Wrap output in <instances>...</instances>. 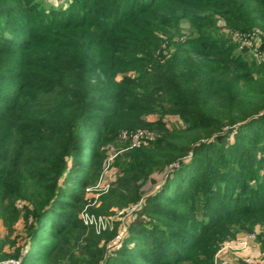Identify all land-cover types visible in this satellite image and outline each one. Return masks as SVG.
Instances as JSON below:
<instances>
[{"label": "trees", "instance_id": "1", "mask_svg": "<svg viewBox=\"0 0 264 264\" xmlns=\"http://www.w3.org/2000/svg\"><path fill=\"white\" fill-rule=\"evenodd\" d=\"M74 6L66 18L39 17L45 33L54 28L61 40L26 96L5 83L10 42L0 35V220L10 229L21 217L29 228L24 255L0 253V261L213 264L219 245L240 230L259 226L260 241L264 0ZM25 15L19 0H0L3 31L30 37L19 19ZM155 113L177 120H145ZM120 114L126 119L114 120L113 136L105 135ZM137 126L155 135L138 146L125 141L114 158L118 186L137 188L152 171L163 177L128 222L121 245L104 249L76 211L108 160V145Z\"/></svg>", "mask_w": 264, "mask_h": 264}, {"label": "rangeland", "instance_id": "2", "mask_svg": "<svg viewBox=\"0 0 264 264\" xmlns=\"http://www.w3.org/2000/svg\"><path fill=\"white\" fill-rule=\"evenodd\" d=\"M19 2L27 9V15L19 19L23 21L25 31L31 32L30 37L18 34L16 29L10 31L0 29V35L2 38H5L6 42H10L9 52L5 55V58L9 61L7 68L4 70L7 76L5 83H7V87L12 92L18 91L22 96H26L34 82L32 77L38 75L37 73L40 71L39 67L43 64L45 55L51 56L55 53L56 48L54 46L61 40L59 33H57L58 31H54V28L52 32L45 33L46 29L39 23L40 18L52 14H56L55 20L56 17L59 18V16L63 15L66 18L69 8H73L75 5V0H19ZM28 15H35L36 18L32 19L30 23ZM28 40V46L20 49L23 41L27 43ZM144 117L145 120L150 122L161 119L168 125L177 120L176 117L161 115L160 113L149 114ZM113 118L108 123V130L105 133V135L108 134L107 136H113L114 134V130L112 131V127L115 125L114 120L126 119L123 114L114 116ZM134 130H145L151 132L152 136L155 135V130L151 127L143 128L137 126ZM122 133H126L127 136L125 137ZM130 133L125 131H121L119 135L117 133L115 136L117 143L108 145L110 147L108 160L99 172L97 179L85 188L84 203L76 211V217L84 225L92 229L94 233L101 235L98 246L105 247L104 249L118 248L121 245L122 239L127 232L128 222L138 218L144 197L159 187L163 177L160 173L152 171L147 178L139 181L137 188L130 190L131 186L124 184L118 186L116 178L119 172L117 166L114 164V158L126 149L127 146L124 143L128 140ZM131 143L130 140V147H132ZM113 187H116V190ZM123 196H126V198L120 202ZM134 196L138 197L134 198ZM103 202L108 205L107 209L102 207ZM261 231L262 229L256 226L251 232H255V246L260 251H264V247L260 245V241L264 235L259 234L258 238H260V241L257 239V235ZM28 232L29 228L21 217L15 219L10 229L0 220V253L10 255L20 250L21 256H23L27 247ZM236 233L239 236V234L250 232L240 230ZM110 234L111 236L113 234V237L110 239V236L106 239L105 237ZM108 252L110 253V251ZM9 259L16 258L9 256L4 260ZM18 259L21 260V257H18ZM255 264H264V260L258 258Z\"/></svg>", "mask_w": 264, "mask_h": 264}, {"label": "built area", "instance_id": "3", "mask_svg": "<svg viewBox=\"0 0 264 264\" xmlns=\"http://www.w3.org/2000/svg\"><path fill=\"white\" fill-rule=\"evenodd\" d=\"M127 136L126 133H122ZM131 140V146H138L144 140L151 139L152 133L145 130H136L128 136ZM255 232L242 234L234 238L233 240L223 241L217 248L213 256V264H252L253 257L250 255L239 256L241 250L249 247L251 244H255L254 241ZM257 258L264 260V251L258 250ZM0 264H21V260L9 259L1 260Z\"/></svg>", "mask_w": 264, "mask_h": 264}, {"label": "crops", "instance_id": "4", "mask_svg": "<svg viewBox=\"0 0 264 264\" xmlns=\"http://www.w3.org/2000/svg\"><path fill=\"white\" fill-rule=\"evenodd\" d=\"M258 250L259 249L255 246V244H251L249 247L241 250L238 255L239 256H243V255H250V256H252L253 257L252 264H255V262L258 261V258H257Z\"/></svg>", "mask_w": 264, "mask_h": 264}]
</instances>
